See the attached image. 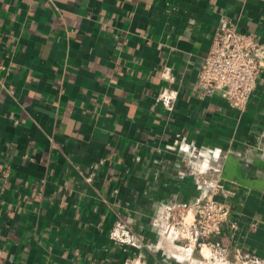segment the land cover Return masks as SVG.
Here are the masks:
<instances>
[{"label":"crops","instance_id":"obj_1","mask_svg":"<svg viewBox=\"0 0 264 264\" xmlns=\"http://www.w3.org/2000/svg\"><path fill=\"white\" fill-rule=\"evenodd\" d=\"M223 25L264 42V0H0V264H185L154 222L203 196L264 258V67L245 110L198 89Z\"/></svg>","mask_w":264,"mask_h":264},{"label":"built area","instance_id":"obj_2","mask_svg":"<svg viewBox=\"0 0 264 264\" xmlns=\"http://www.w3.org/2000/svg\"><path fill=\"white\" fill-rule=\"evenodd\" d=\"M264 67V42L253 34L232 25H223L214 33L203 57L198 89L204 95L219 94L238 110H245ZM168 108L173 107L175 95L169 89L158 94ZM180 147L187 149L182 140ZM166 214L154 222L157 247L169 251L179 262L191 264H264V258L237 251L229 256L227 248L213 238L220 235L230 220L231 209L213 196H203L194 204L172 198L165 205ZM115 245L124 248L137 245V236L130 225L118 221L110 231ZM207 251V252H205ZM126 264H143L141 254Z\"/></svg>","mask_w":264,"mask_h":264},{"label":"bare ground","instance_id":"obj_3","mask_svg":"<svg viewBox=\"0 0 264 264\" xmlns=\"http://www.w3.org/2000/svg\"><path fill=\"white\" fill-rule=\"evenodd\" d=\"M205 252H207V251H205Z\"/></svg>","mask_w":264,"mask_h":264}]
</instances>
